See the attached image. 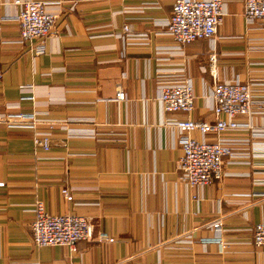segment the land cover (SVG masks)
Wrapping results in <instances>:
<instances>
[{
	"label": "crops",
	"instance_id": "0c3cea01",
	"mask_svg": "<svg viewBox=\"0 0 264 264\" xmlns=\"http://www.w3.org/2000/svg\"><path fill=\"white\" fill-rule=\"evenodd\" d=\"M43 1L58 17L37 54V41H21V5L0 0V113L42 119L36 128L0 122V264H264V246L252 240V226L264 221V136L252 132L264 129V117L206 136L193 130L199 139L233 138L247 153L227 157L220 177L194 186L181 178L180 133L167 124L215 120L212 42L178 51L161 33L174 0ZM215 50L218 78L249 83L263 102L264 22L246 23L244 0H226ZM189 78L195 109L163 111V85ZM119 86L125 101L116 100ZM90 128L125 136L101 138ZM36 132L50 136L49 148L35 144ZM38 200L50 212L91 217L115 239L36 245ZM216 222L229 247L202 241L217 234Z\"/></svg>",
	"mask_w": 264,
	"mask_h": 264
},
{
	"label": "built area",
	"instance_id": "2783aa9c",
	"mask_svg": "<svg viewBox=\"0 0 264 264\" xmlns=\"http://www.w3.org/2000/svg\"><path fill=\"white\" fill-rule=\"evenodd\" d=\"M225 2L226 0H174L172 12L164 23V31L161 32L174 43L178 51H182L186 44L199 39H207L213 45V51L209 56V70L213 78L212 109L215 120L180 118L167 121L168 125L176 127L180 133L182 153L178 165L181 169V178L190 186L208 184L220 177L227 157L228 161H232L247 156V153L235 149L233 138L199 139L191 135L193 130H199L206 136L210 132L220 133L240 126L249 127V122L241 124L240 120L244 118L255 115L264 117V101L252 98L249 83L218 78V55L215 47L223 21ZM15 3L22 7L14 17L19 24L21 41H37L35 52L37 54L44 52L45 42L53 33L58 14L49 10V4L43 0H15ZM244 19L248 24L255 21L264 22V0H244ZM123 32L129 35L132 29L125 25ZM126 98V92L119 86L116 100L125 101ZM160 101L165 112H192L196 107L193 81L189 78L166 83L161 89ZM41 120L35 112L0 113V122L9 126L36 128ZM57 122L49 121V124L54 125ZM67 122L69 121L63 122L62 128H67L65 124ZM85 132L108 139L125 136L123 132L102 133L96 128H90ZM252 134L263 137L264 129L253 131ZM34 141L36 145L46 149L51 142L48 134L40 132L35 133ZM262 149L258 148L256 152H262ZM0 186H5L3 180H0ZM62 192L68 199H73V193L68 186H62ZM34 210L35 218L31 223V231L36 245L67 244L73 247L80 239L99 242L115 239L103 230H96L95 222L89 216L50 212L46 210L41 200L36 202ZM215 226L217 234L212 238H203L202 241L204 243L216 241L223 247H229L230 243L221 233V223L216 222ZM252 240L256 245L264 246V221H258L252 226Z\"/></svg>",
	"mask_w": 264,
	"mask_h": 264
}]
</instances>
